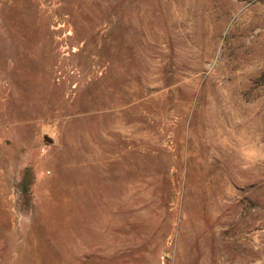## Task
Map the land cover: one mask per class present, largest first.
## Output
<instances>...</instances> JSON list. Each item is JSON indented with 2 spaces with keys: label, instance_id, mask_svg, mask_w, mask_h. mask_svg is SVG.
I'll list each match as a JSON object with an SVG mask.
<instances>
[{
  "label": "rangeland",
  "instance_id": "obj_1",
  "mask_svg": "<svg viewBox=\"0 0 264 264\" xmlns=\"http://www.w3.org/2000/svg\"><path fill=\"white\" fill-rule=\"evenodd\" d=\"M0 264H264V0H0Z\"/></svg>",
  "mask_w": 264,
  "mask_h": 264
}]
</instances>
